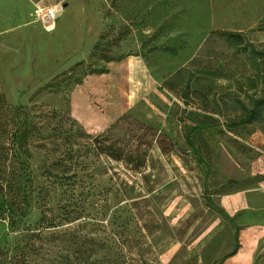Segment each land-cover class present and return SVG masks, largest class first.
Masks as SVG:
<instances>
[{
  "label": "rangeland",
  "instance_id": "374dc122",
  "mask_svg": "<svg viewBox=\"0 0 264 264\" xmlns=\"http://www.w3.org/2000/svg\"><path fill=\"white\" fill-rule=\"evenodd\" d=\"M252 49L264 0H0V123L33 126L29 166L0 165V246L19 264H264Z\"/></svg>",
  "mask_w": 264,
  "mask_h": 264
},
{
  "label": "trees",
  "instance_id": "16d2710c",
  "mask_svg": "<svg viewBox=\"0 0 264 264\" xmlns=\"http://www.w3.org/2000/svg\"><path fill=\"white\" fill-rule=\"evenodd\" d=\"M252 51L262 58L264 62V52L257 51L252 49ZM7 107H10L6 104ZM264 106V95L263 97L255 100L253 102L252 109L249 110L248 118L253 119L257 115V109ZM6 122L0 123V165L6 164L7 162L11 161V158H13L15 161L18 162L21 168L28 167V157L29 153L27 150L28 140H29V130L33 129L32 124H29V128L27 126V123L25 120L20 119L18 121V126L14 129L9 130L8 126L5 124ZM7 133V137L4 140V135ZM160 144V147L162 150L167 149L166 144L163 145L161 140L158 141ZM3 180L2 174H0V187L1 191L4 188L6 191H3V193L7 196H10L13 189L12 185L6 184L4 186L3 183H1ZM14 187V186H13ZM13 199V202L11 205L13 206H20L21 203L18 200L17 196H11ZM42 219H45L43 216ZM11 222L15 223V218H11ZM0 264H19V260L10 256L8 249L2 248L0 246ZM71 264H91L87 262L86 260H80V261H74L71 262Z\"/></svg>",
  "mask_w": 264,
  "mask_h": 264
},
{
  "label": "built area",
  "instance_id": "2783aa9c",
  "mask_svg": "<svg viewBox=\"0 0 264 264\" xmlns=\"http://www.w3.org/2000/svg\"><path fill=\"white\" fill-rule=\"evenodd\" d=\"M57 11L58 8L56 6L40 5L37 7L35 15L37 20L41 22L42 26L47 31H51L54 28Z\"/></svg>",
  "mask_w": 264,
  "mask_h": 264
}]
</instances>
